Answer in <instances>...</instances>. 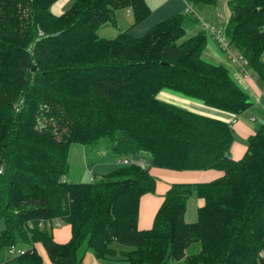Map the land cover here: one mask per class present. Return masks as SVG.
Masks as SVG:
<instances>
[{"label": "trees", "instance_id": "16d2710c", "mask_svg": "<svg viewBox=\"0 0 264 264\" xmlns=\"http://www.w3.org/2000/svg\"><path fill=\"white\" fill-rule=\"evenodd\" d=\"M56 1L0 0V261L18 242L30 247L14 263L36 257L39 241L53 264H81L87 250L129 264H264V119L256 118L245 152L233 159L226 120L157 98L167 88L231 115L254 107L225 65L201 57L207 30L188 34L218 0H184L191 11L140 37L122 30L113 38L98 29L117 27L121 8L139 23L150 13L145 0H74L54 15ZM227 7L224 33L264 92V0H228ZM75 143L147 165L114 164L96 181H68ZM152 166L222 175L172 183L151 227L139 229L140 197L155 190ZM191 195L202 204L186 223ZM54 219L70 224L66 243L39 225ZM113 242L129 248L117 251ZM195 242L198 251L187 254Z\"/></svg>", "mask_w": 264, "mask_h": 264}, {"label": "crops", "instance_id": "0c3cea01", "mask_svg": "<svg viewBox=\"0 0 264 264\" xmlns=\"http://www.w3.org/2000/svg\"><path fill=\"white\" fill-rule=\"evenodd\" d=\"M74 0H57L51 5V12L54 15H60L62 14L68 7L69 5L73 2ZM147 5L149 6L150 3H148V0H145ZM162 8L161 11L157 12L151 20L141 21L134 26L131 30L129 28L122 29L120 27H117V29H113L114 33L113 36H107L110 34H107L109 32V29L105 30L106 25H102L100 28L101 30H105V35L100 32V28L98 29V35L103 37V38H113L115 37L120 31L122 30H128L129 34L132 35L133 37H140L147 30L150 28V26L153 25V23H158L162 20L167 19L171 15L175 14L176 12H183L187 9L188 4L184 0H163ZM69 3V5H68ZM216 9V7H214ZM228 9V7H227ZM125 14H124V19H132V12L129 8H125ZM228 15H229V10H228ZM199 16L201 19V24L198 25L195 29H200L201 27L203 28L202 24L206 23L209 24L211 27L214 29L219 28L217 18L213 15V12L211 9L208 7H205L201 12H199ZM120 20L122 19V16L119 14ZM228 17V16H227ZM117 19V18H116ZM118 21V19H117ZM124 21V20H123ZM130 21L127 23L129 24ZM224 25V24H223ZM217 26V27H216ZM208 32V41L206 44V47L201 55V57L212 64H223L225 65L233 78L242 85H244L247 89V92L250 91L253 94V97L255 98L256 95L262 88L258 91L257 85L254 83L253 80H247L246 82L242 81V79L239 78L237 71L235 67L228 61L227 57L224 55L222 50L218 47L216 41L212 38L211 34ZM209 43V44H208ZM163 92V93H162ZM157 98L168 103H172L174 105H177L179 107L215 117V118H220L223 120L229 119L232 115L227 114L218 110L213 109L214 111H211L212 114L208 113L207 110H211V108L208 107H201L202 105L193 103L189 107V105L184 106L182 104L183 102L188 103L186 99H183L182 97H178L174 95L173 93H170L169 91H160L157 94ZM253 98V99H254ZM193 102V101H192ZM178 103V104H175ZM196 104V105H195ZM199 107V109H198ZM203 108V109H202ZM248 111H254L255 113H248ZM260 107L254 106L247 110L245 113L241 114L237 120L235 121L234 124L231 125L233 129V142L230 147V157L233 159H238L240 158L243 153L246 150V139L247 137L254 132V127H255V121H251L249 119L250 115L256 116L257 119H264V113ZM236 137H239L241 140H244L245 143L243 144L241 141H237ZM78 154H83V150L78 149ZM115 159V158H114ZM114 159H106L101 158L100 160H97L96 164H94L96 171L94 172L96 175H103L107 172H109L113 167H114ZM98 167H100L98 169ZM149 172L155 177L156 182H155V190L153 193H145L140 197L139 200V212H138V219H137V227L139 229H147L150 228L152 225L153 217L160 206L163 196L165 192L168 190L170 185L172 183H181V182H208L211 181L219 176L222 175V171L217 170V169H206V170H172V169H167V168H161V167H150ZM81 180V179H80ZM202 204V200L200 198H197L195 195H191L185 205V212H184V220L186 223H193L197 219V208ZM50 232L53 236L54 241L57 243H66L71 236V229H70V224H68L65 221H59V224L54 225L50 228ZM18 247L27 249L30 247V245H25L21 242L15 243ZM112 246L117 250L125 249V247H121L117 242H113ZM32 247L34 248V251L36 253V257L34 258H28V259H22L19 260L20 264H53L48 255L47 252L44 248V246L41 244V242L36 241L33 242ZM14 257H11L5 253L3 254L2 257V262L5 264H19V263H14L13 260ZM183 261L181 260H173L172 262H180ZM81 264H129L127 261L123 259H113V258H98L96 257L91 250H87L84 253L83 259Z\"/></svg>", "mask_w": 264, "mask_h": 264}, {"label": "rangeland", "instance_id": "374dc122", "mask_svg": "<svg viewBox=\"0 0 264 264\" xmlns=\"http://www.w3.org/2000/svg\"><path fill=\"white\" fill-rule=\"evenodd\" d=\"M150 3L149 4V8H150V13L149 15L144 19L145 21H149L153 18V16L162 10V8L160 6H162V2H164L163 0H148ZM227 1L228 0H218L217 1V4H216V9L214 7H208L209 9L212 10L213 12V15L217 18V22H218V27L219 28H222L224 27L223 24H225V18L228 16V9H227ZM69 5V3H68ZM186 11V10H185ZM125 8H121V9H118L115 11V15H116V18L118 19L117 21V27H120L122 29H126V28H129L130 30L132 28H134V26L136 27V25L138 24H135V25H132V22H133V18L132 19H124V14H125ZM182 12V11H181ZM184 12V11H183ZM176 13H179V12H176ZM119 14L122 16V19L120 20V17H119ZM116 19V20H117ZM124 20V21H123ZM130 21L129 24H127L128 22ZM143 21V20H142ZM141 22V21H140ZM139 22V23H140ZM156 24V23H155ZM153 23V25H155ZM104 25H106L105 27V30L109 29V32L107 34H110V35H107V36H113L114 33V30L113 29H117V27H114L112 26L111 24L109 23H105ZM152 25V26H153ZM150 26V28L152 27ZM217 27V26H216ZM105 30H101L100 28V32L104 35L102 36H106L105 34ZM149 30V29H148ZM147 30V31H148ZM198 30V29H197ZM194 31H196V29L194 28V30L188 32V34L190 33H193ZM146 33V32H145ZM144 35V34H143ZM209 44V43H208ZM248 72L254 76V83L257 85V90L259 91L261 88H263L262 86V83L260 81V79L258 78V76L250 69L248 68ZM239 85L243 88V89H247L244 85H242L241 83H239ZM162 91H169L170 93H173L174 95L178 96V97H182L183 99H186L188 101V103H185L183 102L182 104H184V106L186 105H189V107H192L193 103H197V104H200L202 105L201 107H206L204 106L199 100L197 99H194V98H190V97H187L179 92H176V91H173V90H170V89H163ZM247 91V90H246ZM163 93V92H162ZM248 93L250 94V99L252 101H254V97H253V94L248 91ZM193 101V102H192ZM264 102V101H263ZM175 104H178V103H175ZM192 105V106H191ZM196 105V104H195ZM199 109V107H198ZM203 109V108H202ZM208 113L212 114L211 111H214L213 109H209L207 110ZM255 113L254 111H248V113ZM235 136V135H234ZM236 140L237 141H241L243 144L245 143L244 140H241L239 137H236ZM83 150V154H78V149L79 150ZM103 156V153H102V150L100 151H95V150H92L90 148H84L82 145L80 144H72L70 146V149H69V155H68V162H69V171L66 175V179L68 181H79L80 179L81 180H86L89 172H95L96 169H95V166L94 164H96L97 160H100ZM100 167H98L99 169ZM54 225H57V224H53ZM4 228V221L2 218H0V232L3 230ZM119 244V243H117ZM121 247H125V249H128L129 247L125 246V245H121L119 244ZM199 249V243L195 242V243H192L187 249H186V253L187 254H191V253H194L196 251H198ZM173 260L167 262L166 264H187L185 263L184 261H180V262H172Z\"/></svg>", "mask_w": 264, "mask_h": 264}, {"label": "built area", "instance_id": "2783aa9c", "mask_svg": "<svg viewBox=\"0 0 264 264\" xmlns=\"http://www.w3.org/2000/svg\"><path fill=\"white\" fill-rule=\"evenodd\" d=\"M191 10H192V7L191 5L188 4L186 11L188 12ZM226 21H227V17L225 18L224 23H226ZM202 26L205 30L209 31L212 38L216 41L218 47L222 50L224 55L227 57L228 61L235 67L239 78L242 79V81L244 82H246L247 80H253L254 76H252L248 72L247 62L245 58L229 44V41L224 33V27L214 29L213 27H211L209 24H206V23H203ZM42 34H43L42 31L39 30L38 35H42ZM263 98H264V92L260 90L258 94L256 95V97L254 98L253 106H258L264 111ZM239 116L240 115H232L229 119H227V122L230 125H232L235 123V121L237 120ZM249 119L251 121H256V116L250 115ZM113 162L114 164H137V165H140L142 168H146V165H147L143 161L142 158H137L134 156H118L114 159ZM2 172H3V166L0 165V175L2 174ZM98 179H99V176L91 171L89 172L86 178V181L93 182ZM59 221L60 220L58 219H54L52 221H45V222L41 221L39 222V225L40 226L45 225L51 228L53 224H59ZM25 251L26 249L18 247L16 244H10L6 249L7 254L11 257H17L19 255H23ZM0 264H5V263L0 261Z\"/></svg>", "mask_w": 264, "mask_h": 264}]
</instances>
